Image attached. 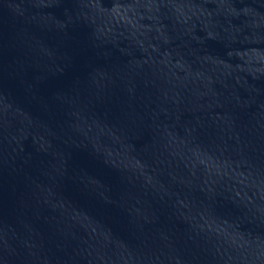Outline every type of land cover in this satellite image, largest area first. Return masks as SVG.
Segmentation results:
<instances>
[{"label": "water", "instance_id": "obj_1", "mask_svg": "<svg viewBox=\"0 0 264 264\" xmlns=\"http://www.w3.org/2000/svg\"><path fill=\"white\" fill-rule=\"evenodd\" d=\"M0 264H264V0H0Z\"/></svg>", "mask_w": 264, "mask_h": 264}]
</instances>
